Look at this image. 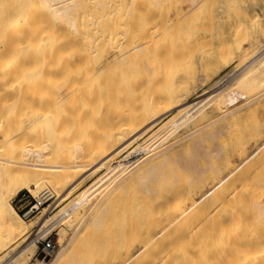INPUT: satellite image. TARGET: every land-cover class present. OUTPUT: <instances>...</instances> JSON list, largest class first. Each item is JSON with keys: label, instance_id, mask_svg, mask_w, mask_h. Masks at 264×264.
Masks as SVG:
<instances>
[{"label": "rangeland", "instance_id": "obj_1", "mask_svg": "<svg viewBox=\"0 0 264 264\" xmlns=\"http://www.w3.org/2000/svg\"><path fill=\"white\" fill-rule=\"evenodd\" d=\"M96 1L87 0L82 13H79L80 17H77L79 19L76 18L77 25L81 26H78L79 33L92 34L98 32L97 38L101 36L115 37L119 36L118 33L126 30L130 32L133 29L153 28L159 31L160 35L145 53L134 57L122 67L114 68L103 84L90 86L66 108L63 107L57 111L58 114L64 113L68 117L67 125L70 133L74 135L70 143L72 145L73 141L80 138L77 141L82 140L80 143L83 142L85 150L91 152L96 161L104 157L103 150L111 147L114 142L116 143L118 136L122 133L125 134L130 125L145 119L146 123L149 124L156 121L155 127L140 141L122 152L119 158L105 166L98 174L69 195L63 203L58 204L59 206L57 203H60L58 201L60 199L56 190L49 185L43 187L42 189L50 187L49 189L55 193V198L43 207L40 206L34 214L25 217L26 224L30 227L28 236L19 239L1 252L0 262L2 260L3 262L0 264L7 260L5 264H10L16 259V256L12 257L15 254L13 250L21 246L29 236H32L30 241H34V243L45 241L52 244V248L48 252V254L53 252L52 255L47 257L48 254L42 253L38 247L39 255L38 252V256L36 255V258L44 260L47 257V260L44 261H50L56 251L62 250L73 238L76 230L85 222L86 224L82 227V234L77 239V245L68 260L74 262L78 259L81 261L80 264H95L104 254L106 248L110 249L111 254H126L129 249V241L135 234L140 236L145 232L148 222L147 216L150 212L161 209L166 204L164 201L166 202L175 193L177 183L173 182L174 175L180 176V182L188 183L189 181L187 171L180 168L175 170L173 164L169 169L163 168L164 158L167 155H171L173 158L179 157V155L188 156L195 151L196 138L201 134L206 136L221 124L226 123L228 126H225L224 134L219 137L218 142L223 146L224 151L221 157L214 159V168H220V170L222 168V171H217L220 173L218 174L213 169V174H207L206 179L212 180L217 177L215 183L224 180L223 186L220 187H224L227 192L228 180H231L229 176L235 175L241 170L244 171H241L242 174L240 172L235 175L238 176L236 180L233 178L234 175L232 176V179L238 181V178L244 176L243 173L246 172L247 168L253 172L255 169H264V70L262 69L264 60L239 75L242 69L241 64L255 53V43L264 38V19L258 16L259 20H262L260 23L257 16L247 14L240 6L238 8L232 6L231 11L221 14L218 10L221 0H207L202 9L189 14L186 13V9L190 6L191 0ZM39 2L41 3L40 0ZM39 2L38 0H0V154L7 156L15 154L13 151L12 153L7 151V146L17 141L15 138L11 142L5 143V135L21 136L25 139L27 137L30 141L47 143L49 145H44L46 150L53 148L57 143H63V145L59 144L63 148H57L61 149L59 150L61 152L70 146L66 144L67 138L62 139L65 144L62 140L59 141L61 130L51 128L47 120L37 124L38 127L36 128L34 125L33 129L30 128L32 127L29 126L30 123L27 125L24 122L25 118L34 116L37 111H47L49 97L56 90L48 83L47 62L52 58L53 48L68 45V38H73V35L77 34L70 29V26L62 29L61 26L65 25H60L54 19L49 20L48 17H53L44 13V11L48 13V10L46 7L43 8L42 3ZM39 5L41 6L39 7ZM58 26L60 27L58 28ZM69 29L72 32H68ZM12 34L18 36H16L18 38V52L20 51L15 60V65L20 64L23 69L20 67L19 69L21 72L23 70L22 73L25 78L23 74L21 78L19 76L20 79H16L18 76L9 78L1 72L4 64L7 65L8 56L5 57V55L9 54L7 43ZM95 41L86 40L85 42L84 40L85 49L90 47L94 50ZM110 41L112 40L109 38ZM107 42L105 43L106 49L104 48L106 51L112 48ZM114 42H110V44L112 45ZM96 61L97 58H91L89 67L95 65ZM34 68L39 71L42 68V74L39 75L40 72H38L33 75ZM25 69L32 71L27 70V73ZM24 71L27 74L31 73L26 76ZM142 78L145 79L147 86L146 94L142 99V111L137 113L135 118H132L133 121L118 122L119 116L127 115L131 111L129 101L135 96L134 83ZM2 80L5 83L17 82V86L11 94L7 93V83L4 85ZM221 80L225 83L224 85H227L225 90L219 95L215 94L210 99L211 101L209 100V103L196 114L184 118L185 113L201 96H204L208 91H212L210 92L212 94L217 90ZM103 85H105V90L101 92L102 89L100 88ZM110 88L117 89V98L115 103L111 105L107 104L110 99L107 91ZM238 108L241 110L234 114L236 117H232V115L230 118L216 122ZM181 119L183 120L181 121ZM213 121L214 123H211ZM28 126L29 128H27ZM163 128L169 129L167 135L152 149L151 145L155 143V135L161 132L157 135V139L163 135V132L165 133L166 130ZM199 129L203 130L195 134V131ZM209 138L212 139L211 136ZM209 138L206 136L205 139L211 144L213 139ZM68 139L71 138L68 137ZM169 146L171 148L166 149ZM130 152H135L131 159H137L142 154L147 153L140 160L138 170L154 164L158 165L165 174L159 184L152 183L153 188L158 192L151 196H144L139 193L140 182L130 181L131 183H126V190L117 189L115 192H111L104 199L95 215L88 221L89 211L92 209L90 204L83 206L78 215L62 222L64 217L70 213L71 207L80 205L84 201L82 200L83 197L87 194L89 196V194L95 193L97 189L94 188L98 180L100 182L104 178L107 179L108 175L104 174L108 173L111 177L113 175L110 173L112 167L127 158ZM241 158H245L244 161H240ZM126 162L129 163L127 160L123 161L121 165ZM235 166L240 171H236ZM243 167L245 170L242 169ZM231 170L236 172L232 171L233 174H231ZM252 173L248 174L250 181ZM261 173L264 175L262 171ZM260 174L256 175L253 181L254 179L257 180L256 178ZM224 176L228 179L227 181ZM252 176L254 177V175ZM190 187L191 190L197 189L195 182ZM222 188L220 190L216 188L218 193L220 191V196L221 193L225 192L224 190L221 191ZM217 192L215 191V194ZM217 198L219 199V197ZM35 200L39 199L27 190H19L10 197L11 204L21 216L29 210ZM77 201L80 202L76 204ZM99 215L103 218L102 226L95 224V219ZM55 216L57 218H54ZM40 217L52 218L51 223H49L51 226L47 230L44 228V232L42 231V234L40 233L35 241L39 230H42L38 228L41 222L40 225L37 223ZM67 222H73L75 227H68ZM116 224L118 225L115 226ZM124 226L125 230L119 229ZM32 238L34 239L32 240ZM34 262L35 260L32 259L27 264H34ZM64 264L69 263L65 262Z\"/></svg>", "mask_w": 264, "mask_h": 264}, {"label": "bare ground", "instance_id": "obj_2", "mask_svg": "<svg viewBox=\"0 0 264 264\" xmlns=\"http://www.w3.org/2000/svg\"><path fill=\"white\" fill-rule=\"evenodd\" d=\"M40 1L43 5L42 7H46L48 10V13L45 11L44 13L47 14V16L50 14V16L53 17H48L49 20L52 21V19H54L60 25H65L63 27L61 26L62 29H66L67 26H70V29L77 34L73 35V38H68V45L65 44L53 48L52 58L50 56L51 59L47 62L49 69L48 83H50L51 87H55L56 89L54 94H51L49 97L47 111H37L34 113V116L32 115L28 119L25 118L24 122L26 124H32H29V126H32L30 128L33 129L34 127H38L44 120H47L51 128L54 127L56 130H61L58 138L59 141L66 138L68 139V137L71 138L70 140H65L67 141L66 144L70 146L67 147V150L65 149L61 152L59 151L61 149L57 148L62 147L63 143H57V147L55 145L53 148L46 150L44 145H49L47 143L34 140L30 141L27 137L26 141L25 137L21 136H4L5 143H9L15 138L17 142L14 141L7 146V151L11 153L13 151V153H15L13 156L0 154V253L19 239L28 236L27 234L30 229L25 219L11 204V195L19 190H27L42 202V194L47 189L42 188L49 185L56 190L60 199L58 200L60 203H57V205H60L69 195L83 186L90 178L98 174L105 166L119 158L122 152L128 150L133 144L140 141V139L152 130L156 124V121L149 124L143 119L140 122L130 125L125 134L122 133L118 136V139L116 138V143L114 142L111 147L103 150L104 157L101 160L95 161L93 159L91 152L85 150L83 142L80 143L82 140L77 141L80 139L78 136V139L73 141L71 145L70 141L74 138V135L70 133L69 126L67 125L68 117L64 113L58 114L57 111L63 107L66 108L68 104L90 86L103 84L104 80L114 68L122 67L134 57L145 53L149 47L155 43L160 33L153 28H140L133 29L130 32L128 30H126L128 32L123 31L118 33L119 36H113L114 38L112 36H101L97 38L98 32L92 34L78 32V26L80 25H77L76 18L80 17L79 13L85 7L87 0ZM96 2H98V0ZM190 2V6L186 9V13L188 14L202 9L207 0H191ZM40 6L41 5H39V7ZM232 6L237 8L240 6L247 14L255 15L257 18L259 16L264 19V0H221L218 10L221 14H225L231 11ZM40 9L43 10L42 8ZM59 27L60 26H58V28ZM70 29L68 32L71 31ZM16 36L17 34H12L9 37L10 39L7 43L9 54L5 55V57L8 56V61L7 65L4 64L1 72L4 76L9 78H16L18 76L16 78L18 79L19 76L20 78L22 77L23 70L21 72L20 69L23 68L20 67V64L15 65V60L20 52H18V36ZM109 38L112 40L110 42L115 41L112 45L109 42ZM84 40L85 42L86 40H96L93 45L94 50L89 46L86 50L85 44L83 43ZM106 42L110 47L112 46V48H109L110 50L107 51L105 50ZM255 45V53L251 58L244 60L241 64L242 69L239 75L245 73L249 68L264 60V38L258 40ZM93 57L97 58L96 64L89 67V61L91 58L93 59ZM22 58L23 56L21 59ZM21 59L19 58V60ZM19 62L22 63L21 61ZM263 66L262 69L264 70ZM41 69L39 71L37 68H34L32 74L36 75L40 72L39 75H41ZM25 70L32 71L29 69ZM30 73L31 72H29V74ZM221 81L218 84L219 87H216L217 90L215 92L213 91L214 93L210 94L212 91H208L204 96H201L190 110L185 113V117L182 116L184 118L193 116L205 107L215 94H221L227 86L224 85L225 83H223V81L222 84ZM3 83L5 85L7 82ZM16 86L17 82L9 81V83H7V93L11 94ZM104 86L105 85L100 88L102 89L101 92L105 90ZM146 91L147 86L144 78L134 83L135 96L129 101L131 111H129L127 115L123 114L119 116L118 122L121 123L126 120H132V118L136 117L137 113L142 111L141 104ZM107 92V94H109L108 97H110L107 104H114L117 98V89L110 88ZM239 110L241 109H234L216 122L227 119L228 117L230 118L232 115V117H234V114ZM183 119H181V121ZM211 123H214V121ZM225 124L217 126L214 131L206 134L207 138L210 136L212 137L213 140L209 138L212 140V143L210 142L211 144L206 141V136L201 134L195 140V151L188 154V156L179 155V157L173 158L171 155H167L164 158L162 163L163 168L169 169L173 164L175 170L180 168L187 171L189 173L188 183L180 182V176L175 174L173 181L177 183V189L174 190L175 193L171 198L167 199L166 202L164 201L166 204L161 209L158 211L152 210V212H150L149 216H147L148 222L145 232L140 236L135 234L129 241L127 253L121 255L111 254L109 252L110 249L106 248L104 254L95 264H264V175H261V171L264 174V169H255V174H253V170H248L247 168V173V170L244 168L246 165H243L244 167L242 169H244L247 174L243 173L244 176L240 175L243 179L239 176L240 179L238 178V181H235L238 177L235 175L242 171L238 169L240 172L237 173V166H235V175L233 174L234 170H231V172L233 171L231 174L234 175L232 176L235 180L232 179V176H229V179L232 181L224 176L226 181L228 180L229 182L227 192L224 187H220L223 186L224 180H217L218 183H215L217 177L212 179L213 181L210 178L206 179L207 174H213V169H215L214 171L216 172L220 170V168H214V159L221 157L224 151L223 146L219 144L218 140L219 137L224 134L225 126H228ZM29 126L27 128H29ZM202 130L199 129L195 131V134ZM166 131L157 139V135H159V133L161 134V132L155 135V143L151 145L152 149L167 135L168 131ZM65 141H63L64 144ZM170 148L171 146L166 149ZM134 153L135 152H130L127 158L121 162L119 161L118 164L116 163L117 165L115 164L116 166L114 165L115 167H112L110 173L113 175H111V177H109V171L107 172L108 174H104L108 175L107 179H103V175V180L100 182L98 180L99 183L97 182L98 184L96 183L94 188L95 190L97 189V191L92 193V195L89 194V196L87 194L88 197H83L82 200L84 201L80 205L76 207L74 205V208L71 207L70 213L64 217L62 222H65L74 215H78L83 206L90 204L92 209L89 211L88 221L95 215L104 199L110 195L111 192H115L117 189L126 190V183L130 181L140 182L141 186L139 188V193L144 196H151L157 193L158 191L153 188L152 183L155 185L159 184L165 174L160 170L158 165L154 164L138 170V164L141 162L140 160H142L147 153L142 154L137 159H131ZM244 159L241 158L240 161H244ZM127 160L129 163L126 162L121 165L123 161ZM220 171H222V168ZM251 173L254 177L251 175L252 178L250 181V178H248L250 175L248 174ZM258 174H260V176L256 178L257 180L254 179L253 181V178ZM215 175L217 176L216 173ZM211 178L213 177L211 176ZM220 178L222 177L220 176ZM194 182L197 189L191 190L190 186H192ZM216 188L219 190L222 188L221 191L223 192L224 190L226 193H221L220 196V191L218 193ZM94 189H92L93 192ZM215 191L217 192L216 194ZM214 194H219L217 196L219 199L215 197ZM79 202L77 201L76 204ZM95 202L96 204L94 205ZM43 211L45 212L46 210ZM54 218L57 217L55 216ZM44 221L45 223H43ZM51 221L52 218L40 217L37 223L40 225L41 222L38 228L42 230H39L35 239L32 238V240L34 239L36 241L43 229L46 228L47 230V228L51 226L49 224ZM85 224H83V226ZM95 224L102 226V216L99 215L95 219ZM66 225L70 228L75 227L73 222H67ZM117 225L118 224L115 226ZM83 226L81 225L80 228L76 230L73 238L62 250L56 251L53 255L54 257L50 261L44 260H47V257L52 255L53 252L48 254L44 260L36 258L37 252L39 255V247L37 241L36 243L30 241L32 236H29V238L23 241L21 246L18 245L19 247L13 250L15 254L13 253L14 255L12 257L16 256V259L10 264H27L32 259L35 260L34 264H64L65 262L69 264H80L81 261L78 259L74 262L68 259L72 256V251L77 245V239L82 234ZM119 229L125 230V226ZM62 233L64 232L62 231ZM7 261H5V263ZM1 262H3V260Z\"/></svg>", "mask_w": 264, "mask_h": 264}, {"label": "built area", "instance_id": "obj_3", "mask_svg": "<svg viewBox=\"0 0 264 264\" xmlns=\"http://www.w3.org/2000/svg\"><path fill=\"white\" fill-rule=\"evenodd\" d=\"M43 196L41 197L43 199V203L39 200H35V203H32L29 210H27L25 213L22 214V217L25 219L26 216H30L31 214L35 213V210H39L40 206H44L45 204H48V202H50L51 200H53L55 198V193L53 192V190L47 188L43 194ZM39 250L42 251V253L44 254H48V252L51 250L52 248V244L50 242H41V241H37Z\"/></svg>", "mask_w": 264, "mask_h": 264}]
</instances>
